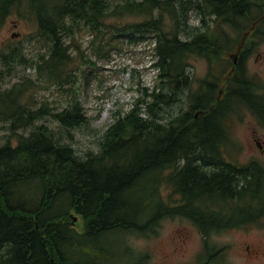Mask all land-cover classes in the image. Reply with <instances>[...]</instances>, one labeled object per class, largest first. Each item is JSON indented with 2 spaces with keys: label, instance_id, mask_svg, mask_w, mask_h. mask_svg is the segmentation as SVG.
<instances>
[{
  "label": "trees",
  "instance_id": "16d2710c",
  "mask_svg": "<svg viewBox=\"0 0 264 264\" xmlns=\"http://www.w3.org/2000/svg\"><path fill=\"white\" fill-rule=\"evenodd\" d=\"M22 6L36 22L40 39L51 47L50 61L44 55L40 70L49 68L54 74L52 60L70 61L67 38L85 22L92 29L110 28L116 33L112 38L155 41V66L161 68L165 85L145 91L151 100L144 96L129 113L117 115L101 137L99 152L84 158L62 146L47 126L31 128L48 115L62 130L88 124L78 101L56 113L44 107L33 111L23 99L27 79L0 93V119L10 121L17 142L14 146L11 137L0 147V264H114L117 258L140 264L147 255L132 251L127 235L154 234L165 218L190 220L208 237L264 216L262 165H224L219 153L228 136L215 118L224 103L217 82L197 88L202 90L195 97L200 101L196 110L192 101L184 117L169 124L157 119L162 108L184 96L181 83L192 80L186 65L190 56L207 55L213 63L222 51L239 47L247 34L252 42L245 48L264 38V0H0V18ZM190 11L204 26L194 30L196 38L182 41L177 31L182 21L188 23ZM139 14L144 16L140 22L106 23L110 15ZM224 26L240 38L225 37ZM234 69L225 86V116L237 104L254 113L264 111V99L258 97L264 95L263 86L253 83L244 61ZM198 109L206 115L196 119ZM21 130L31 131L25 136ZM167 170L172 172L165 179ZM32 179L40 180V202L15 203L18 183ZM165 184L168 193L163 192ZM63 197L66 208L60 209ZM74 212L84 223L83 233L72 227Z\"/></svg>",
  "mask_w": 264,
  "mask_h": 264
},
{
  "label": "rangeland",
  "instance_id": "374dc122",
  "mask_svg": "<svg viewBox=\"0 0 264 264\" xmlns=\"http://www.w3.org/2000/svg\"><path fill=\"white\" fill-rule=\"evenodd\" d=\"M136 16L125 15L118 18L116 15H110L106 23L110 25L119 21L140 22L144 19L140 14ZM188 19L190 21L186 25L182 21V28L177 31L183 41L196 38L195 28L201 29L204 26L202 18L197 16L195 11L188 13ZM165 20L167 29L172 30L171 20ZM106 29L109 31L92 29V26L86 25L85 22L75 27L74 33L67 38L70 43V61L58 64L56 60H52V66L57 67H53L54 74H50L49 68L43 71L38 67L44 55L46 60L50 61V44L40 39L38 26L29 17L26 6L16 9L4 20L0 18V93H6L14 85H20L27 79L29 82H24L23 85V99L33 111L44 107L50 113H56L78 101L87 115L88 124L80 128L62 130L60 124L48 115L40 118L31 128L47 126L53 134L59 136L62 146L71 147L75 154L82 158L89 153L99 152L101 137L115 123L117 115L129 113L137 100L143 99L145 91L148 94L153 92L157 82L165 85L162 82V70L151 66L154 65V60L157 61L152 50L154 41L132 43L126 38H112L116 33L110 31V28ZM225 29V37L230 40L240 38L231 31L232 29ZM257 39L258 42L256 40L254 46L243 48L252 41L250 37L243 40L241 38V42L246 41L245 45H241L237 51L236 48L232 52L222 51L213 58V63L207 55L190 56L186 65L189 72L187 75L192 76V80L181 83V88L185 90L184 96L169 107L162 108L158 121L169 124L184 117L191 109L192 95L201 83L207 82L217 66L225 68L226 86L233 74L231 56H238L240 53L246 55L244 64L248 76L256 86H263L264 38ZM56 68L60 70L56 71ZM40 71L43 72V77ZM222 90L223 85L218 87V92ZM144 98L151 100L150 97ZM227 122L230 142L224 149H220L222 154L225 152V160L230 164L240 165H248L254 161L264 167V127L260 126L257 116L246 104H239L232 116H225V128ZM30 131L21 130V133L28 136ZM11 137L16 146L10 121L0 119V147ZM171 172L172 170H167L165 179ZM38 180L19 182L14 202L19 204L27 201L35 205L42 193ZM169 191L165 184L163 192ZM65 200L63 197V206H59L60 209L66 208ZM73 216L77 217L72 222L74 230L84 232L82 219L75 212ZM127 236L132 251L147 255L140 264H264V219L212 233L205 239L190 220L168 217L161 221L154 234H147L145 237L129 234ZM213 259L219 260L212 263ZM113 263L125 264V261L117 258Z\"/></svg>",
  "mask_w": 264,
  "mask_h": 264
},
{
  "label": "flooded vegetation",
  "instance_id": "af4514ba",
  "mask_svg": "<svg viewBox=\"0 0 264 264\" xmlns=\"http://www.w3.org/2000/svg\"><path fill=\"white\" fill-rule=\"evenodd\" d=\"M225 49V48H224ZM225 52V51H224ZM241 54V55H240ZM238 56H235L234 58V62L239 64L238 62V59L239 61H244L245 58H246V55L240 53ZM220 75V76H219ZM213 76V78H212ZM214 82H217V87L223 85L224 86V90H222V92H218V97L221 99V100H224V103L222 105V110H220V112L216 115V120L219 124V129H222V131L225 133V127L223 126L224 122H225V68H217L215 69V72H212L211 73V76L207 79V82L204 83L203 86L205 87H208V85H212V83ZM222 82V83H220ZM202 90V89H198L194 95V98H193V109H195V105L198 104L200 101L198 99H196V95L197 93ZM260 92H263L264 91V86L260 88ZM258 97L260 99H264V95L260 94L258 95ZM264 101V100H263ZM264 105L261 104V107H263ZM264 111H260L259 113H255V115L257 116V118L259 119V124L261 127H264ZM203 115H206V111H202L201 109H198L195 113V118L198 119L199 117L203 116ZM258 141V140H257ZM258 144L260 146H262V143L260 141H258ZM224 149L225 148V142L223 144H221L219 146V150L220 149ZM224 165H225V158H224ZM260 164V163H259Z\"/></svg>",
  "mask_w": 264,
  "mask_h": 264
},
{
  "label": "bare ground",
  "instance_id": "6f19581e",
  "mask_svg": "<svg viewBox=\"0 0 264 264\" xmlns=\"http://www.w3.org/2000/svg\"><path fill=\"white\" fill-rule=\"evenodd\" d=\"M187 71H188V67H187ZM30 181H33V179H32V180H30ZM39 202H40V200H39ZM30 208H32V207L30 206ZM73 218H74V220H76V219H77V217H75V216H73ZM78 232H80V231H78ZM80 233H83V232H80Z\"/></svg>",
  "mask_w": 264,
  "mask_h": 264
}]
</instances>
